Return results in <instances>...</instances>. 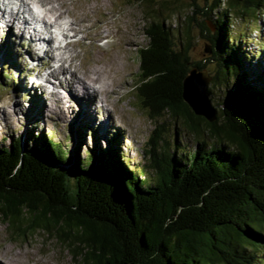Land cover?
<instances>
[{
  "label": "trees",
  "instance_id": "16d2710c",
  "mask_svg": "<svg viewBox=\"0 0 264 264\" xmlns=\"http://www.w3.org/2000/svg\"><path fill=\"white\" fill-rule=\"evenodd\" d=\"M159 1L167 3L135 0L144 5L148 40L139 50L137 96L151 118L164 112L179 118L194 134L196 149L178 156L156 151L160 129L154 127L146 152L150 171L140 180L115 145L82 156V132L70 152L52 136L27 129L0 144V219L11 239L37 229L54 232L75 264L260 261L255 249L264 243V71L260 59L251 64L247 53L239 55L229 17L260 14L264 0H205L204 6L190 0L191 13L176 28L164 23ZM194 25L210 48L195 61L189 54ZM209 63L215 67L211 83L223 90L211 122L181 96L189 70H207Z\"/></svg>",
  "mask_w": 264,
  "mask_h": 264
},
{
  "label": "rangeland",
  "instance_id": "374dc122",
  "mask_svg": "<svg viewBox=\"0 0 264 264\" xmlns=\"http://www.w3.org/2000/svg\"><path fill=\"white\" fill-rule=\"evenodd\" d=\"M46 1L42 2L50 6L59 2L55 12L62 13L61 17L70 15H66L63 21L67 26L70 23L72 31L77 32L74 42L67 47L52 49L56 58L54 61L49 58L48 62L56 68L59 63L57 58L62 56L66 59L64 65L71 75L66 73V78L76 81L80 77L91 82L90 78L99 73L101 81L103 78L109 90L105 91L107 94L94 92L88 101L79 98V93L74 96V106L70 108L71 102H59L57 96L65 99L70 91L59 88L54 78L52 81L50 78L47 80L43 68L46 59L29 64L26 61L23 64L24 58H27V37L24 35L21 41L13 27L6 28L0 22V144L7 145L18 135L25 134L27 129L34 128L62 142L71 152L79 141L76 134L82 132L79 136L82 156H86L88 150H108L115 145L118 154L123 156L127 166L138 174L140 180L150 171V160L146 152L153 145L149 138L154 127L159 126L160 129L159 142L154 144L156 151H168L170 156L193 152L197 146L195 136L183 127L181 120L166 112L151 118L149 110L142 106L137 96L139 50L148 41L145 35L144 5L135 0ZM196 2L199 6L205 5V0ZM31 6L39 11L38 5L31 3ZM156 9L160 10L165 24L176 28L180 23L183 24L184 16L190 14L192 8L190 0H167L166 4L159 1ZM261 12L248 11L249 14L243 17L230 16L229 36L239 48V55L247 53V62L251 64L260 59L264 71V9ZM22 13L30 19L27 11ZM194 15L197 20L206 19L200 14ZM207 23L212 25L210 19H207ZM191 31L193 44L189 51L190 57L194 61L201 60L209 55L205 52L208 41L201 36L197 26L194 25ZM174 32L177 39V30ZM18 34L22 36L23 33ZM63 41L66 39L63 38ZM58 42V39L57 42L54 40L53 45H58ZM39 68L44 70L41 74L38 73ZM214 68V64L209 63L205 70L210 75ZM93 69H98V72L90 73ZM38 81L45 83L38 86L41 90L34 87ZM91 84L97 85L96 88L99 86V83ZM52 88L56 90V95H49L48 91ZM208 88L211 90L210 100L216 106L217 102H221L223 90L213 85L211 79ZM99 100L102 105L98 103ZM93 105L97 111L95 120ZM103 105L107 110L104 113L109 115L108 122L106 120L109 124L99 127L97 124L103 113ZM83 109L89 111L90 115L82 118L80 111ZM151 177L147 176V179ZM255 250L260 260L255 264H264V243ZM0 264H75V259L67 243L54 232L37 229L26 238L15 241L9 236L7 225L0 219Z\"/></svg>",
  "mask_w": 264,
  "mask_h": 264
},
{
  "label": "bare ground",
  "instance_id": "6f19581e",
  "mask_svg": "<svg viewBox=\"0 0 264 264\" xmlns=\"http://www.w3.org/2000/svg\"><path fill=\"white\" fill-rule=\"evenodd\" d=\"M42 1L43 0H0V22L6 28L13 27V29L17 31V37L19 39L21 38L20 39L21 41L24 38V35H25V38L27 37V40H26L27 49H25L27 58H24V61L22 63L24 64V62L27 61V64H29L32 61L46 59L47 62L43 64V68L45 70L46 75L49 77H54V79L56 80V84L57 86H59V88H62L65 91H68V90L70 91V92L68 91L69 92L68 96L65 99L57 96V99H59L58 100L59 102L61 100L62 101L66 100V102H69V103L71 102V105H69V108L74 106V104H72L75 102V99H76V97L74 96L76 95L78 96L79 93H81L79 95V98H81L82 100L88 101L89 97L92 96V94L94 95L96 92L103 93L106 90H109L108 85L103 81L104 80L103 78L101 81L99 73L93 78L88 77L91 79V82L86 81L80 77H77L76 81H74L73 79H70L69 77L66 78V73L69 74V72H68L67 66L64 65L66 59L63 58L62 56L57 58V62L59 63L56 68H53L52 64L48 62L49 58L50 60H53V61L56 58L53 55L54 52L52 51V49L54 50L61 49V46L53 45L54 40L56 39V36L61 35L62 37L66 39V44L64 46L65 48L67 47L68 44L74 42L73 38L75 37L77 32L72 31V29L69 27L70 23L68 24V26L67 24L65 25V22L63 21V19L66 17L67 14L65 15V17L64 16L61 17L62 13L55 12L58 9L59 2L55 6L54 5L50 6L49 4L47 5L45 2H42ZM46 2H50V0ZM31 3L38 5V10H39L38 12L32 8ZM13 4H15V7L13 6ZM44 4H46L49 7L47 8L46 6L44 8ZM23 11H27V13L30 15V19H28V17L23 15L22 13ZM67 16H70V15H67ZM73 24H76V23L73 22ZM8 29L12 30V28H8ZM52 29L56 31L55 34L53 33ZM18 32L20 34L23 33L22 36H19ZM68 36H69V39H67ZM55 42L57 41L55 40ZM30 43H31V46L33 45L32 47L29 45ZM62 65H64L65 67L62 68L61 67ZM43 71L40 68L38 69L39 74H41ZM95 72L97 73L98 69L97 70L93 69L92 71H90V73H95ZM72 73L73 72H71V74ZM50 81H52V79H50ZM91 83H99L98 88H96L97 85L95 86V84H91ZM38 86L40 85L38 84L37 86L35 85L34 86L35 89L41 90L42 88ZM34 87H30V89L31 88L34 89ZM86 88L87 89L90 88V89L87 90ZM72 91H77L78 93L72 92ZM48 92H49V95L50 94L56 95V90L54 88H52V90H49ZM107 93L108 92H105V94ZM70 94L72 95L71 100H69ZM96 103H94V105ZM98 103H100V100L98 101ZM94 105H93V110L95 112V117L93 118V120L96 119V112H97L96 108H94ZM105 111L107 110L104 108V105H103V111H102L103 113H102L101 118H99L98 124H97L99 127L100 126L104 127L105 125L109 124L107 123L109 115L107 112L105 114L104 113ZM80 114L82 118H84L86 115L88 116L90 115L89 111H87L86 109L81 110Z\"/></svg>",
  "mask_w": 264,
  "mask_h": 264
},
{
  "label": "water",
  "instance_id": "95a60500",
  "mask_svg": "<svg viewBox=\"0 0 264 264\" xmlns=\"http://www.w3.org/2000/svg\"><path fill=\"white\" fill-rule=\"evenodd\" d=\"M205 52H210L207 46ZM211 77L206 70L193 67L182 79V99L196 115L214 121L217 115L216 107L211 103L208 84Z\"/></svg>",
  "mask_w": 264,
  "mask_h": 264
}]
</instances>
